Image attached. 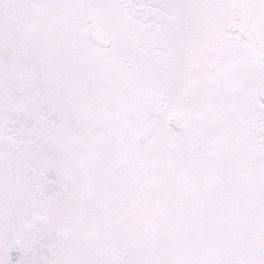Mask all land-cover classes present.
Segmentation results:
<instances>
[{
    "label": "snow or ice",
    "instance_id": "1",
    "mask_svg": "<svg viewBox=\"0 0 264 264\" xmlns=\"http://www.w3.org/2000/svg\"><path fill=\"white\" fill-rule=\"evenodd\" d=\"M0 264H264V0H0Z\"/></svg>",
    "mask_w": 264,
    "mask_h": 264
}]
</instances>
